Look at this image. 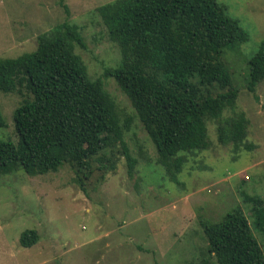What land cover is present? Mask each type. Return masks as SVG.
I'll return each mask as SVG.
<instances>
[{
  "label": "rangeland",
  "instance_id": "374dc122",
  "mask_svg": "<svg viewBox=\"0 0 264 264\" xmlns=\"http://www.w3.org/2000/svg\"><path fill=\"white\" fill-rule=\"evenodd\" d=\"M109 1L0 0L2 58L33 51L36 37L60 23L78 26L84 46L74 51L88 76L101 79L121 120L131 118L124 140L136 159L128 174L115 146L107 150L114 155L113 167L94 161L85 178L67 163L42 175H27L19 165L0 174V264H215L201 223L216 222L235 206L247 216L264 253V232L254 225L256 214L264 213V79L256 86L258 100L246 88L248 61L264 45V0H218L246 33V40L226 48L221 58L239 90L235 111L248 119L245 140L220 144L214 125L207 123V146L180 153V166L171 175L156 163L154 145L127 97L103 76L104 68L120 59L95 10ZM29 98L24 88L0 91L1 140L16 143L12 113ZM27 229L38 239L22 247L19 236Z\"/></svg>",
  "mask_w": 264,
  "mask_h": 264
},
{
  "label": "trees",
  "instance_id": "16d2710c",
  "mask_svg": "<svg viewBox=\"0 0 264 264\" xmlns=\"http://www.w3.org/2000/svg\"><path fill=\"white\" fill-rule=\"evenodd\" d=\"M108 39L119 49L117 65L104 68L124 93L156 151V163L171 175L180 153L207 146L206 125H214L220 144L239 145L248 119L235 111L239 90L222 61L224 50L246 40L237 19L218 0H111L95 8ZM83 47L77 25L63 22L36 37V48L13 58L0 57V91L24 88L12 113L16 143L0 139V174L19 165L30 176L56 172L67 163L83 178L94 161L113 167L119 146L131 174L136 159L124 134L118 106L100 78L91 79L75 47ZM246 88L256 100L264 79V45L248 61ZM232 113L223 116V111ZM0 112V128L4 127ZM251 149V144H243ZM80 181V179H79ZM255 228L264 232V213ZM215 264H264V253L247 216L235 206L216 222H202ZM38 234L24 230L22 247Z\"/></svg>",
  "mask_w": 264,
  "mask_h": 264
}]
</instances>
